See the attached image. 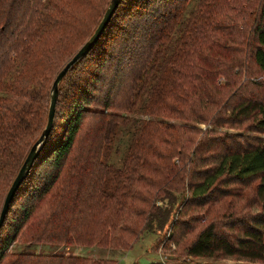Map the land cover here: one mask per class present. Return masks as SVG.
Returning a JSON list of instances; mask_svg holds the SVG:
<instances>
[{"label":"trees","instance_id":"trees-1","mask_svg":"<svg viewBox=\"0 0 264 264\" xmlns=\"http://www.w3.org/2000/svg\"><path fill=\"white\" fill-rule=\"evenodd\" d=\"M93 1L0 0V213L47 124L59 29ZM178 201L220 207L188 256L264 262V0H120L59 83L53 127L0 228V264H116L7 251L19 236L129 250L171 220L184 238L197 220L171 219Z\"/></svg>","mask_w":264,"mask_h":264},{"label":"rangeland","instance_id":"rangeland-1","mask_svg":"<svg viewBox=\"0 0 264 264\" xmlns=\"http://www.w3.org/2000/svg\"><path fill=\"white\" fill-rule=\"evenodd\" d=\"M109 2L110 0H94L90 6L74 7L76 10V17H74L71 21H66V30L62 28L59 29L61 33L66 34L64 37L66 39L68 38V40L61 52L51 57L53 58L52 61H54V63L51 70L52 74L48 81L49 88L53 83L54 78H56L55 76H57L61 69L72 59V57L84 45L88 37L93 33ZM123 19V16L118 19V23H120V25L125 22ZM51 36L55 39L56 32H51ZM86 119L87 118L83 120L81 131L84 128ZM114 146V149H119L117 154H115L116 152L113 154V160L117 162V160L122 156L126 145L115 143ZM27 189L28 185L25 190ZM241 204L242 202L237 204V208L231 213V216L234 217L240 215L239 213L242 214V211L240 210ZM183 207V202L178 201V203L174 206V212L171 215V219L174 217L176 219H183L187 221L191 218L197 220L193 224L195 229L191 230L184 238L180 235V227L172 228L170 226V223H173V220H171L167 223V226L163 230L145 231L143 238L135 243V245L129 250L112 249L96 245L81 246L76 244L64 245L56 243L28 244L25 243L19 236L9 246L7 252L21 251L36 254L56 253L83 255L91 258H110L115 260L116 264H149L152 262L161 264H264V262L261 261L246 262L235 258L188 256L185 250L186 246L195 239L204 225H207L211 219L217 216L218 211L216 210L219 206L215 209L213 208L212 212L207 213L206 209H203L200 206H192L190 209H188V206L187 209H183ZM205 207L207 208V206ZM176 209H178L177 213H175ZM181 210L185 213L184 215L180 214ZM173 233L179 234V240L172 239ZM177 240L180 241L178 246L176 245Z\"/></svg>","mask_w":264,"mask_h":264},{"label":"water","instance_id":"water-1","mask_svg":"<svg viewBox=\"0 0 264 264\" xmlns=\"http://www.w3.org/2000/svg\"><path fill=\"white\" fill-rule=\"evenodd\" d=\"M119 3H120V0H111L109 2V5L106 8L104 15L100 23L98 24L97 28L95 29L94 33L92 34V36L84 43V45L78 50V52L72 57V59L57 74L53 82L52 89H51L48 120H47L46 127L42 135L31 147L23 165L21 166L17 176L15 177L10 188L7 191V194L5 196L4 203L1 209V213H0V228L4 223V220L8 213L12 199L14 198L19 186L21 185L23 180L28 175L35 159L40 153L42 143L44 142L46 137L49 135L53 127V122H54V117H55V112H56V104H57L58 95H59V83L62 81L64 76L67 74V72L72 68V66L76 64L84 56H86L87 53L93 48V46L96 44V42L99 40V38L105 31L109 22L111 21Z\"/></svg>","mask_w":264,"mask_h":264}]
</instances>
